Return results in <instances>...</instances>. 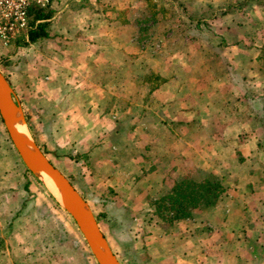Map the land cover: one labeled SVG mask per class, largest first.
I'll return each instance as SVG.
<instances>
[{
    "label": "rangeland",
    "instance_id": "374dc122",
    "mask_svg": "<svg viewBox=\"0 0 264 264\" xmlns=\"http://www.w3.org/2000/svg\"><path fill=\"white\" fill-rule=\"evenodd\" d=\"M102 1L64 0L55 3L59 13L49 28L50 37L27 47L16 46L14 43L0 44V70L8 76L15 97L23 108L26 120H29L28 129L32 138L85 196L120 263L167 264V231L179 235L184 225L190 223L187 220L169 223L159 217L158 209H152L156 208V199L165 195L175 180L184 177L220 180L226 187V193L217 203L218 208L243 205L238 198L231 200V197L236 195L235 191L241 190L239 185L259 183L256 188L258 191L254 195L257 201H254L253 208L264 217V52L261 51L264 47V5H256L253 1L244 6L243 11L237 12L232 8V15L218 18L213 24L209 23L208 30L199 32L194 28V22L188 21L184 16L180 2L185 3L186 8L195 9L204 1H212L218 5L228 1L234 3V0H163L161 4L166 9H158L159 12L153 5L157 0ZM112 3L117 5L116 9L107 8L103 11L106 23H109L104 30V36L114 38L123 45L132 44V38H137L140 53L144 57L152 54L155 58H167L170 51L187 54L186 60H181L188 61L189 58L194 71L189 75L183 70L182 75L186 77L182 78L193 85L186 91V95L194 102L199 99L196 81L191 83L195 73L201 74L200 78L206 80L207 75L212 72L216 79L212 77L213 79L209 78L207 82L214 87L218 85L221 92L218 105L213 101L214 91L209 89L206 92L204 99L210 113L204 118L201 117L205 120L202 122L204 129L197 135L186 134L193 138L195 144L202 143V149L197 150L194 155L192 154L195 149L189 146L191 144L187 139H184L185 142L183 137H180L176 129L171 130V124L165 126V146L167 154L177 153L176 156L161 155L160 159L158 155L151 157L144 143L130 148L119 145L118 158L126 163L127 166L123 170L128 173L127 178L134 183L107 182L109 167H102L96 162L90 165L93 159L76 150L75 142L71 143L70 139L63 135L61 130H66L70 124L64 120L65 109L57 107V103H62L64 96L56 91V87L66 88L72 81L79 88L84 87L76 81L77 77L68 61L71 55L68 43L70 31L78 23L82 25L89 19V8L98 6V9L103 10L105 5ZM153 11H157L155 19ZM114 17L118 24L113 20ZM238 22H241L240 26ZM143 28L146 29L139 35V30ZM215 28H219V33L225 34L228 41H253L254 47H243L240 42L241 45H229L221 50L215 46L218 45L217 36L214 35ZM96 33L93 31L91 36L97 35ZM71 35H74L73 30ZM140 36L144 38L142 41L138 40ZM54 54L61 56V63H58ZM57 63L61 67L58 68L59 73L56 76L54 73L55 78L48 80L46 76L52 75L51 66ZM141 64L143 66L136 67L146 69L147 64ZM127 71L129 69L124 68V78L121 80L119 76V83L130 84L125 76ZM89 74L88 72L87 75ZM143 76L133 82L134 87L142 86ZM241 91L253 92L255 101L251 102V107L239 103L238 107L234 108L235 105L231 104ZM165 95L167 103H170L173 97L176 98L179 94L175 93V85L167 89ZM142 96V93H138L133 100L132 93L125 90L122 96H119V102L123 106H126L127 101L144 106L147 101ZM106 100L110 101V98ZM136 108L146 119L167 118L159 112L158 103L150 110L145 107ZM252 112V116L247 115ZM231 116H234V119ZM227 118L229 122H235L232 127L218 128L215 125L216 119H225L224 122ZM147 124L148 122H145V125ZM130 126L129 122L124 123L125 129ZM147 126L148 132L144 137L157 139L161 134L162 125L157 124L155 131L150 129L151 123ZM239 127L245 128L238 137L233 140L224 139V132L229 134L233 128ZM217 131L218 139L214 137ZM220 132L224 133L223 136ZM155 145L157 146L156 142ZM156 150L160 151V148ZM178 152L182 153L181 156ZM134 160L137 161L133 164ZM3 198L7 203L0 204V214L11 208L12 218L3 220L0 217V228H3L0 235V261L5 264H20V258H27V262L32 259L46 262L53 258H63L74 260L76 264L82 261L87 264L88 260L92 261L91 264H97L72 217L56 202L42 180L33 175L21 161L0 118V200ZM203 214L204 209L199 208L194 209L192 215L199 219ZM191 228L194 229V226ZM36 245L38 249H35ZM66 260L62 264H70Z\"/></svg>",
    "mask_w": 264,
    "mask_h": 264
},
{
    "label": "crops",
    "instance_id": "0c3cea01",
    "mask_svg": "<svg viewBox=\"0 0 264 264\" xmlns=\"http://www.w3.org/2000/svg\"><path fill=\"white\" fill-rule=\"evenodd\" d=\"M105 6L106 8L103 10L98 9V6L89 8V19L85 20L82 25L79 23L75 25L72 29L74 35H71L72 30L68 35V43L71 47V55L68 60L71 67H69L73 69L74 75L77 77L75 78L76 81L83 84L84 87L79 88L73 81L66 88L62 86L56 87V91L64 96L62 103L60 101L59 104L57 103V107L60 106L62 109H65L66 115L64 118L66 119L64 120L70 124L66 130H61L63 131V135L68 137L71 143L75 142L76 150L80 151V153H85L93 159L90 165L96 162L102 167L105 165L109 167L106 176L107 182L134 183L129 177L127 178L128 173L124 171V167L127 166L126 163L118 158L119 145L130 148L144 143L146 144L145 148L149 149L151 157L158 155L160 159L161 155H165V157L176 156L177 153L169 152L167 154V147L165 146V138L167 137V127L165 126L171 124L173 127L171 130L175 131L176 129L180 137H183V140L187 139L189 144H191L189 146L195 149L192 154L194 155L197 153V150L202 149L200 148L202 143L197 142L195 144L193 138L186 136V134L190 133L191 135L194 133V135H197L204 129L202 122L205 120L202 118L210 113L209 106L205 104L207 101L204 99L206 92L209 89L214 91L213 101H216V105L221 100V92L218 85L214 87L210 85V82H200L199 78L201 74L195 73L193 75L195 78L191 83L194 84L196 81V91L199 99L194 102L191 97L186 95V91H189L188 89L193 85H190L186 82L188 80L185 81L182 78L186 77L182 75V71L186 70L185 68H189V75H192L194 71L189 58L188 61L181 60V58L186 60L187 54L175 58L170 62L165 57L155 58L152 54L149 57H144L140 53L137 38H135L136 40L132 38V44L125 43L123 45L114 38L111 39L104 36V30L109 23H106L107 20L104 17L103 11L107 10V8L114 10L117 5L112 3ZM57 13H59V9L56 10L54 17H56ZM54 17L51 20L49 28ZM113 20H115V17ZM115 22L117 21L115 20ZM93 31L97 32V35L91 36ZM53 56H56L55 59L58 63H61L62 60L59 54H54ZM43 60L45 61V59ZM141 62L147 64L145 66L146 69L141 68L142 71L140 67H136L137 65H142ZM58 63L51 66L52 75L46 76L48 80L55 78L53 77L54 73L55 76L59 73L58 68L61 67ZM124 68L129 69L127 75H125L128 81H130L128 85L125 82L119 83L118 80L120 77L121 80L124 78ZM88 72L90 73L89 75H87ZM150 74H158L164 81L155 87L154 84L149 83ZM139 76H143L142 82H144L140 88L139 85L134 87L133 82ZM145 76L147 77L145 78ZM173 85H175L176 95H179L176 98L173 97V100L167 103L165 94L167 89L172 88ZM125 90L132 93L133 100H135L136 94L142 93V98L147 101L146 105L143 106V104L134 103L133 101H127L126 106L121 105L119 96L121 97L122 92ZM143 92H146V98V94L144 95ZM107 98H110V101H107ZM254 101L250 100V103H254ZM157 103L160 106L159 112L161 115L163 113L164 117L167 116L166 119H158L152 116L153 119H149V117L146 119L141 116V111L136 110V106L138 108L145 107L150 110ZM199 108L201 111H199ZM152 112L155 111L152 110ZM166 113L167 115H165ZM203 113H205L204 116L202 115ZM231 118L234 119V116H231ZM223 120L225 119H216L215 125L221 128L232 127L235 124V122H229L228 118L227 121H224L226 124H223ZM125 122L131 124L130 128H124ZM145 122L151 123L150 129L152 131L157 130V124L162 125L163 129L160 127L161 134L157 139L144 137L145 133L148 132V124L145 125ZM244 128L239 127L232 130L229 128L231 130L229 134L223 131L226 133L224 139H235L243 132ZM223 132H220L221 136H223ZM217 133L218 131L214 137L218 139ZM173 138L175 139L176 137L173 136ZM184 141L186 142V140ZM153 145L155 146L153 147ZM159 148L160 151H157L156 149ZM181 154L178 152L179 156ZM45 155L47 156V154ZM132 157L137 159L135 155H132ZM74 159L77 160L78 157ZM135 161L137 160L132 161V163L134 164ZM123 176L126 178L122 179L121 177ZM258 184L244 183L243 185H239L240 191L245 193H240L237 190L235 191L236 195L230 196L231 200L240 199L244 203L241 206L231 205L230 207L222 206L218 208L216 204L204 209V214L199 219L191 215L189 218L177 220L189 221L190 225L185 224L179 235L173 231H167V264H264V217L260 213L255 212L253 208L254 195L258 191L256 190ZM238 192L240 193L239 195L237 194ZM2 203H7L4 198L0 200L1 205ZM10 209L7 208L1 212L0 217L3 220L12 218ZM16 221L18 223L19 218ZM192 226H194V229L191 228ZM100 229L105 235L101 227ZM2 231L3 228H0V235ZM21 231H18V233H21ZM35 249H38L37 245ZM89 256L91 255L89 254ZM26 259L20 258L19 263L27 262ZM65 260L63 258H59L58 260L53 258L45 262L32 259L27 264H62ZM66 261H69L70 264H76L74 260L68 259ZM3 262L0 261V264H5ZM91 262V260H88L87 264H91ZM79 264H85V262L82 261Z\"/></svg>",
    "mask_w": 264,
    "mask_h": 264
},
{
    "label": "trees",
    "instance_id": "16d2710c",
    "mask_svg": "<svg viewBox=\"0 0 264 264\" xmlns=\"http://www.w3.org/2000/svg\"><path fill=\"white\" fill-rule=\"evenodd\" d=\"M59 1L61 0H51V2L45 7H37V6L32 7L29 10V24L25 32V37L18 38L14 44L16 46L27 47L31 44L38 42L43 38L49 37L50 36L49 25L57 10L55 7V3H58ZM66 1H74V0H66ZM145 1H149V0H145ZM253 1L256 5L259 6L264 5V1L261 0H234V3L228 1L225 3L224 2L220 3L218 5H216L212 1H204L199 3V5H197L195 9L186 8L185 3L183 2H180V4L183 5L182 11L186 19L190 22H194L193 25L194 28L197 29L199 32H201L203 30H208L210 28L209 23L213 24L214 21L217 20L218 18L224 17L225 15H232L233 14L232 8H235L237 12L243 11L244 6H248L249 4L253 3ZM155 2L156 3H154L153 5L157 7V11L158 9L159 10H162L163 8L166 9V7H163V4H161L164 2L163 0H157ZM157 11L152 12L154 19H155V15L157 14ZM145 20L147 21L149 19H145ZM237 24L240 26L241 22H238ZM224 28L226 29L227 26H224ZM145 29L146 28L140 29L139 35L140 34L142 35ZM223 30L224 29H222V31ZM219 31H221L219 30V28H215L214 35L217 36V40H218V45L215 46L219 47L221 50L225 47H228L229 45H239L240 42L243 44V47L246 48L254 47L253 41L249 43L246 42V40L244 39H239L234 42L228 41L227 36L223 33H219ZM143 39L144 38H141L140 36L138 40L142 41ZM211 46H213V44ZM261 51L264 52V47H262ZM183 55L184 54H182L181 52L170 51V53L167 54V61L169 62L171 60L173 61L175 58L181 57ZM185 69L186 70L184 71L190 74V70H188L189 68H185ZM212 75H213L212 72L209 73L207 75L208 79L212 77L216 79V76H212ZM5 77L8 80L6 75ZM208 79L204 80L200 78L199 81L205 83L208 81ZM149 80L150 82L149 81L148 82L150 84L151 83L154 84L155 87L159 86V84L164 81L163 78L158 74H150ZM253 98L254 97L252 91L251 92L241 91L240 94L234 97L233 99L235 105L234 108L238 107L239 103L241 104L243 103L251 107L250 100L254 101ZM249 114H251L252 116L254 112L248 113L247 115ZM27 122L29 123V120H27ZM262 135L264 136L263 133ZM38 146L40 147L42 152L46 154L44 149L39 144ZM70 182L73 184L72 180H70ZM225 193H226V187L221 183L220 180L217 179L212 180L207 177L202 179L184 177L172 182L171 186L167 190V193L156 199V201L154 202L156 208L152 210L157 211L158 209L160 212L158 214L159 217L171 223L177 220L191 217L194 209H199V208L206 209L208 207L215 206L217 202L223 198ZM81 195L84 199H86L83 194ZM96 218L98 220L97 216Z\"/></svg>",
    "mask_w": 264,
    "mask_h": 264
},
{
    "label": "water",
    "instance_id": "95a60500",
    "mask_svg": "<svg viewBox=\"0 0 264 264\" xmlns=\"http://www.w3.org/2000/svg\"><path fill=\"white\" fill-rule=\"evenodd\" d=\"M0 118L21 161L33 175L42 180L56 202L72 217L97 264H121L87 201L32 138L23 108L1 70Z\"/></svg>",
    "mask_w": 264,
    "mask_h": 264
},
{
    "label": "built area",
    "instance_id": "2783aa9c",
    "mask_svg": "<svg viewBox=\"0 0 264 264\" xmlns=\"http://www.w3.org/2000/svg\"><path fill=\"white\" fill-rule=\"evenodd\" d=\"M51 0H0V44L8 45L25 37L29 10L45 7Z\"/></svg>",
    "mask_w": 264,
    "mask_h": 264
},
{
    "label": "bare ground",
    "instance_id": "6f19581e",
    "mask_svg": "<svg viewBox=\"0 0 264 264\" xmlns=\"http://www.w3.org/2000/svg\"><path fill=\"white\" fill-rule=\"evenodd\" d=\"M19 133H20V131H19ZM46 178H47V181H48L49 178L47 176H46ZM49 181H50V179H49ZM50 182L52 184V181H50ZM51 184H50V186H51ZM51 187L55 189V187L53 185Z\"/></svg>",
    "mask_w": 264,
    "mask_h": 264
}]
</instances>
